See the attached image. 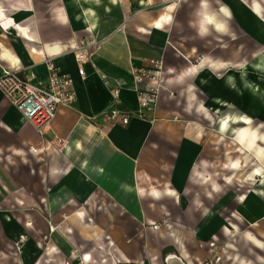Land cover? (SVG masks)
<instances>
[{
    "label": "crops",
    "instance_id": "obj_1",
    "mask_svg": "<svg viewBox=\"0 0 264 264\" xmlns=\"http://www.w3.org/2000/svg\"><path fill=\"white\" fill-rule=\"evenodd\" d=\"M259 1L0 0V73L45 82L51 57L75 93L41 134L0 94V264H264V172L245 192L228 180L244 158L264 171ZM91 41L79 77L70 49ZM150 58L165 71L153 111L104 128L138 110L131 73Z\"/></svg>",
    "mask_w": 264,
    "mask_h": 264
},
{
    "label": "built area",
    "instance_id": "obj_2",
    "mask_svg": "<svg viewBox=\"0 0 264 264\" xmlns=\"http://www.w3.org/2000/svg\"><path fill=\"white\" fill-rule=\"evenodd\" d=\"M97 43H79L70 52L73 56L77 74L84 76V66L91 62V55ZM198 56L195 65L201 63ZM43 64L47 70L45 82L36 81L33 74L23 75L18 71L2 69L0 73V94L17 111L21 118L31 126L37 134L47 128L54 119L59 106L70 107L75 102L73 82L70 76L61 74L51 57H46ZM164 65L162 59L148 60L147 66L131 73L133 88L137 96L138 110L127 111L113 108L104 114L107 127L126 126L132 118L146 120L147 114L155 107L158 95L164 82ZM120 87L115 84L111 90L114 102L117 103ZM61 145V141L57 140ZM165 224V220L162 222ZM160 224H152L153 230L159 229ZM218 257H213L205 264H217Z\"/></svg>",
    "mask_w": 264,
    "mask_h": 264
},
{
    "label": "rangeland",
    "instance_id": "obj_3",
    "mask_svg": "<svg viewBox=\"0 0 264 264\" xmlns=\"http://www.w3.org/2000/svg\"><path fill=\"white\" fill-rule=\"evenodd\" d=\"M251 5V0H242V7L246 8L247 6ZM178 10H177V15L175 18V22L178 23V28L179 31L181 33V35L186 36L188 34L187 32V28L185 26L186 21H187V1H184L182 3H178ZM258 11L261 12L260 15H262L264 17V0H260L259 1V5H258ZM263 93V92H261ZM260 93V95H261ZM259 95V96H260ZM258 131L260 132V126L257 127ZM264 148V147H262ZM255 162L254 161H249L246 160L245 158L242 160V165L241 167H239V169L236 170V172H233L232 174H230V176H228V180L233 182V186L235 190H240V187H242V191L245 192V189H247L248 187L250 188H256L257 184L260 183L261 179H262V173L264 171H262V169H260V166H258L257 168H253L252 167H256L255 166ZM258 169V174L257 176L252 175V172ZM255 172V171H254ZM262 174V175H261ZM249 188V189H250ZM247 193V192H246ZM9 214V212H4ZM13 213L16 214V212L14 211ZM19 214H23L22 209L19 210ZM21 226V225H20ZM210 246L213 248L214 244H210ZM208 261H206L205 263H207ZM203 263V264H205Z\"/></svg>",
    "mask_w": 264,
    "mask_h": 264
},
{
    "label": "bare ground",
    "instance_id": "obj_4",
    "mask_svg": "<svg viewBox=\"0 0 264 264\" xmlns=\"http://www.w3.org/2000/svg\"><path fill=\"white\" fill-rule=\"evenodd\" d=\"M204 8V7H203ZM261 18V17H260ZM249 127V126H248ZM237 134V133H236ZM240 138H241V142L243 143V145L245 147H247L248 149L251 148V146L253 145V141H255L253 139V134L251 133V131L249 129H243L241 131V133L239 134ZM234 139V138H233ZM237 142V141H236ZM260 142V141H259ZM246 144V145H245ZM254 146V145H253ZM243 148V147H242ZM259 148V147H258ZM251 150V149H250ZM264 151V150H263ZM253 152V151H252ZM258 159V158H257ZM262 183L264 184V179L262 181ZM253 193V192H252ZM254 194V193H253ZM173 258L168 260L169 264H174L172 261ZM177 262V261H176Z\"/></svg>",
    "mask_w": 264,
    "mask_h": 264
},
{
    "label": "clouds",
    "instance_id": "obj_5",
    "mask_svg": "<svg viewBox=\"0 0 264 264\" xmlns=\"http://www.w3.org/2000/svg\"><path fill=\"white\" fill-rule=\"evenodd\" d=\"M202 6L203 7H207L206 0H202ZM221 11H223V12H225V14H227V10L226 9H221ZM205 24H215V18L213 16H210V15H205L203 17V21H202V24H201L202 32L206 31V29L204 28ZM215 26H216V28L218 30H222L223 29V26L220 25V24H216ZM157 27H159V25H157Z\"/></svg>",
    "mask_w": 264,
    "mask_h": 264
}]
</instances>
